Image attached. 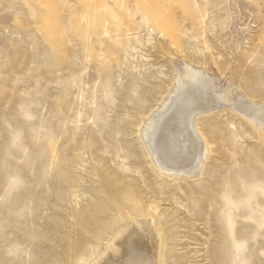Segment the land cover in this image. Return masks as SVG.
Segmentation results:
<instances>
[{"label": "rangeland", "instance_id": "1", "mask_svg": "<svg viewBox=\"0 0 264 264\" xmlns=\"http://www.w3.org/2000/svg\"><path fill=\"white\" fill-rule=\"evenodd\" d=\"M183 61L216 99L264 103V0H0V264H77L117 199L156 224L154 264H264V132L201 119L193 180L141 139Z\"/></svg>", "mask_w": 264, "mask_h": 264}, {"label": "bare ground", "instance_id": "2", "mask_svg": "<svg viewBox=\"0 0 264 264\" xmlns=\"http://www.w3.org/2000/svg\"><path fill=\"white\" fill-rule=\"evenodd\" d=\"M199 69L189 66L184 61L176 64V83L169 90L168 96L162 100L161 105L156 106L157 108L155 107L150 112L141 128V139L145 142L156 166L167 174L177 175L179 179L189 177L193 180L192 177H202L201 172L212 152L205 133L200 130L201 119L210 116H214L216 119H225L230 116V120L234 122L236 121L234 118L238 117L242 122L244 120L246 124L253 126L260 135H263L261 133L264 132V103L249 98L246 100L251 101L250 105L246 104L247 101L244 103L245 98L239 99L238 102L235 100L234 102L237 103H233L232 92L219 94L220 96H217L216 99L209 94L204 85L202 74L205 70ZM194 180L196 179L194 178ZM232 190L231 187L230 191ZM263 193L264 190L260 195ZM252 194H256L255 190L252 191ZM130 200L135 203L134 200ZM115 201L113 211L111 212L109 209L98 223V227L101 229V232L97 234L100 241L85 246L82 239H78L68 247L71 255H75L77 264H96L99 261H104L103 264H154L152 257L142 249L141 245L144 243L142 241L144 236L156 232V224L152 219L148 221V219L143 220L144 218L142 220L134 218L135 215L143 213L134 208L135 205L131 204L129 200L127 203L134 206L130 205L131 208L126 206L128 209L120 207L122 202L119 199ZM130 213L133 214L129 215ZM131 223L133 226L130 225ZM129 225L132 227L130 228ZM126 227L130 229H125ZM93 237H95L94 233ZM154 237H156L155 234ZM145 239L143 238V240ZM133 240H139V248ZM107 243H109L108 247L110 245L111 247L115 246L116 249L118 247L125 254L122 258L128 259L120 262L114 261L112 256L107 255L108 259L107 256L103 257L101 252L107 247L102 246V249L100 246ZM131 245L133 246L131 247ZM160 261L163 262V260Z\"/></svg>", "mask_w": 264, "mask_h": 264}]
</instances>
